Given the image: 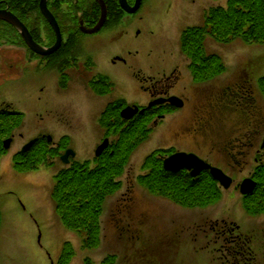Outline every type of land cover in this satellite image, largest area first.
Segmentation results:
<instances>
[{
    "label": "rangeland",
    "instance_id": "1",
    "mask_svg": "<svg viewBox=\"0 0 264 264\" xmlns=\"http://www.w3.org/2000/svg\"><path fill=\"white\" fill-rule=\"evenodd\" d=\"M187 1L192 6L185 12L178 0H172L169 5L166 0H149L138 14L124 15L118 25L82 40L86 44L82 51L93 60L87 66L95 67L88 72L87 78L93 80L104 75L111 82L112 90L105 96L97 97L93 93L91 97L82 81L76 78L70 84L72 91L70 87L68 89L71 91L69 98L61 101L56 93L58 79L51 78V84L45 72L38 75L29 70L28 65L21 68L19 82L0 78V107L12 104L25 114L24 125L15 135L11 151L3 154L0 160V264H53L68 242L76 251L74 264H86V258L92 264H105L110 255L119 257L118 264H235L233 257L223 249L230 248L228 242L238 237L249 244L255 256L246 263L264 264V216H249L243 206V197L235 188L222 191L223 197L215 206L191 209L148 193L137 181L147 157L158 150L196 153L226 169V173H233L235 187L250 178L255 167L253 156L247 158V165L241 168L239 162L225 155L227 149L223 145L230 143L228 139L237 138L240 130L235 116L227 109L221 111L224 113L221 117H205L200 124L201 127L205 124L203 134H193L187 128L184 132L181 128L191 126L192 120L197 118L193 107L194 86L188 62L179 48L180 39L187 29L203 26L207 6H214L201 4L203 0ZM226 3L227 0H219L215 4L224 6ZM167 12L179 17L175 26L170 27L169 22L163 26L170 32L168 34L159 28L162 16ZM205 39L206 52L220 55L226 64L228 74L218 80L220 83L227 80L229 74H235L234 58L239 63H248L255 84L258 78L264 77V43L235 39L229 44H220L211 36ZM169 48L176 58L170 56ZM113 58L121 60L113 64ZM177 68L185 78L180 91L189 96L190 104L157 126L144 144L133 152L121 179L122 190L106 200L100 248L85 250V234L79 235L62 226L50 198L56 182L54 178L64 164L58 161L54 167L18 174L12 157L15 150H21L25 142L39 135L47 134L55 141L69 137L76 160L93 164L103 132L108 135L98 122L104 110L124 101L130 106H145L148 98L141 87L144 80L155 79ZM197 104L203 103L197 101L194 106ZM262 120L254 127L261 135L264 133V118ZM262 141H255L257 148ZM256 151L258 149L254 148L251 155H256ZM211 223L219 224L221 230L223 224H230L239 231L228 239L222 237L226 230L217 233L205 228Z\"/></svg>",
    "mask_w": 264,
    "mask_h": 264
},
{
    "label": "trees",
    "instance_id": "2",
    "mask_svg": "<svg viewBox=\"0 0 264 264\" xmlns=\"http://www.w3.org/2000/svg\"><path fill=\"white\" fill-rule=\"evenodd\" d=\"M218 1V0H215ZM228 7L213 8L206 15L202 27L188 29L183 35L182 51L193 63L190 67L195 81L208 82L222 74L225 65L216 55L206 56L204 44L206 36H211L218 43L228 44L232 40L242 38L248 42L264 43V0H228ZM111 15V14H110ZM206 53V54H205ZM259 90L264 96V77L259 80ZM96 93L108 94L111 90L108 83L101 82V86H93ZM122 107H111L101 118V122L109 136L114 131L119 136L113 143L112 149L96 158L93 166L89 163L73 162L68 168L59 171L55 177L56 184L52 189L51 199L55 203L56 215L69 230L85 234L84 247L95 250L101 244L102 225L100 224L106 200L122 190L121 179L124 176L133 152L140 147L151 134L148 126L152 125L159 114L147 109L144 115L136 117L134 122L121 123L119 114ZM173 110V109H172ZM169 112V111H168ZM167 112V113H168ZM163 113V112H162ZM118 118L119 124H108L110 119ZM24 119L23 114H16L4 118L0 113V159L6 150L3 140L10 136L15 128H19ZM109 121V122H108ZM148 128V129H147ZM113 133V135H114ZM223 145L226 154L234 158L244 156L248 147L255 145L256 140L244 139ZM62 149L66 144L62 143ZM47 147L34 150L31 153L18 155L14 158L15 168L20 173H33L41 166H52L55 158H46ZM171 152L161 151L147 157L143 165V173L138 176V184L148 193L163 197L180 207L206 209L215 206L221 200L222 190L209 172L197 178L187 171L178 173L164 170L163 159ZM246 154V153H245ZM255 167L251 175L257 187L251 194L244 197L243 206L249 216H264V154L256 157ZM1 162V161H0ZM212 232L225 231L222 237L234 236L238 229L231 225L216 223L207 225ZM229 227V229H228ZM231 227V228H230ZM236 236V235H235ZM226 238L224 240L226 241ZM248 239V237L245 236ZM240 237L228 242L230 248L225 250L233 257L235 264H247L248 259H254V253L249 244ZM61 264H70L73 248L65 246ZM115 258L108 259L105 264H113ZM87 264H92L87 262Z\"/></svg>",
    "mask_w": 264,
    "mask_h": 264
},
{
    "label": "flooded vegetation",
    "instance_id": "3",
    "mask_svg": "<svg viewBox=\"0 0 264 264\" xmlns=\"http://www.w3.org/2000/svg\"><path fill=\"white\" fill-rule=\"evenodd\" d=\"M166 1L168 2V5L172 3V0ZM178 1L180 2V7H183L185 12L187 11V7L190 9L192 6L187 0ZM42 2L43 0H0V12L10 13L16 18L18 17V19L25 24L36 44L41 46L44 50L49 51L56 46L57 34L55 33L52 23H49L45 14L42 12ZM205 2L206 1L203 0L201 4H205ZM137 4L138 0H48L46 2V8L48 12H51L54 16L55 21L58 23L60 34L62 35L61 46H59L57 51L52 52V54H39L35 52L30 46L24 43L18 31L11 24L0 20V78L14 79V81H18L21 77V68L28 65V69L38 75L42 71L45 72L46 78L49 82H51V78L54 80H56V78L58 79L56 93H58L61 101H66L69 98V93L72 91V85L70 84H73L72 82H74L76 78L82 81L83 88L86 91H89V95L92 97L93 92L91 84L98 87L101 78H95L93 80L87 78L88 72L92 71L95 67L89 68L87 66V63H93V60L82 51V47L86 46V44H83L84 42H82V40H84L86 36H97V34L108 29V27L118 25L122 21L124 15H127V10L135 9ZM147 4H149V0H140L139 6H137L139 9L134 14L141 12ZM103 12H106L107 14V22L104 27L95 35L84 33L82 29L92 30L96 27L100 22ZM178 20L179 17L177 14L171 15L169 12L164 13L162 21L159 23V28L162 29L167 22H169V26L171 27ZM164 31L167 34L170 33L166 29H164ZM242 41L245 42V40ZM169 50L171 51L170 56L176 58L175 52L170 48ZM211 55H216L222 60L221 56L216 53L206 54L207 57H211ZM86 57L88 60H86ZM112 60V63L116 64L121 58H113ZM232 60H234L233 66L235 67V74H229V77H227L228 79L224 80L223 83H220L218 80L228 74V72H226L227 68H224L221 76L200 84L195 81L194 75L192 76V84L194 86L193 96L195 99L193 104L197 101H202L203 103L200 105L201 107H197L199 113L196 115L197 120H194L193 128L196 130L197 135L203 134L202 131L205 124H203L202 127L200 124L205 120V116L207 119H213V115L216 116V114L219 113V116L221 117L224 114L221 113V111L225 108L227 110H232L231 113L238 119V128H240V130L237 131V136L241 135L247 141L264 139V133L261 135L258 131H254V127H258L259 123L263 121L264 104L261 102V97H257V94L255 93V82H253L252 75L249 74L248 63H245L246 61L239 63L236 58ZM181 61L185 62L183 60ZM83 65L85 67H82ZM101 77L108 80V77L104 75ZM138 79L142 84L143 82L141 81L140 76H138ZM144 81L145 83H143L141 87L142 91L147 95L148 102L145 103V106L138 107L139 109L144 110L146 107L148 108L150 105H153L150 110L159 112L156 117L158 120L165 122L167 118L169 116L171 117L176 111H171L175 108H173V105L168 102L170 98L179 97L182 99L184 107L190 104L189 96L180 91L185 82V78L179 71V68L166 73V75L155 79L148 78ZM69 87L71 90L70 92L68 90ZM61 92H67V94L61 95ZM97 97L102 96L99 94ZM203 100L206 102L204 103ZM122 104V111H120L119 114L121 123L134 122L136 117H138V114L134 115V117L132 116L130 119L122 118L121 115L124 109L134 107L135 105L130 106L125 101ZM198 105L199 104H197V106ZM168 111H171V113L168 114ZM202 112L204 113V116L201 114ZM0 113L4 118H7V116L21 114L22 112H19L12 104H9L0 107ZM109 121V125L119 124V122H117L119 121L117 117L112 118ZM98 122L103 126L101 117ZM57 124L63 123L57 122ZM159 124L160 123L158 122L156 126ZM19 126L20 129L23 127V121ZM19 128H15V130L11 132V138H6L7 140L13 139L9 146L10 151ZM114 131H117V127H115ZM114 131H112V136L107 138L104 133L105 131L103 132L104 136L95 149V154H97V149L101 147V144L105 140H109L110 147L102 153H107L112 149L113 143L119 137L116 136ZM51 137L52 136L46 134L44 136L39 135L33 138L38 139L37 142L32 149L24 154L47 147V158L63 156L71 147L69 146L70 138L67 137L61 140L64 141L67 146L66 149H62L61 141H55L53 137L52 140L49 141ZM227 142H235V139L230 138ZM27 143L28 141L22 145L21 150H15L14 157L22 154L23 147ZM251 147L253 146L251 145Z\"/></svg>",
    "mask_w": 264,
    "mask_h": 264
},
{
    "label": "water",
    "instance_id": "4",
    "mask_svg": "<svg viewBox=\"0 0 264 264\" xmlns=\"http://www.w3.org/2000/svg\"><path fill=\"white\" fill-rule=\"evenodd\" d=\"M47 1L48 0H43V2H42V12L45 14L49 23H52L53 28L55 30V33L57 34L56 46L54 48H52V50H49V51L44 50L41 46H38L34 42L32 35H30L26 26L24 24H22L18 18H16L15 16H13L10 13L0 12V20H2L4 22L6 21L7 23L14 26L19 31L20 35H22L25 43L28 46H30L35 52H37L39 54H52V52H55L59 49V46H61L60 43L62 41V35L60 34L58 23L55 21L52 13L48 12V10L46 8V2ZM139 3H140V0H138L137 6H139ZM137 6L135 9L127 10V13L128 14L129 13L130 14L136 13L139 9ZM106 17H107L106 12H103L99 24L96 25V27L93 30L82 29V31L84 33H88V34H96L105 25V23L107 21ZM169 101L176 108H182L183 107V102L180 99L178 100L177 98H173V99H170ZM139 111H140V109H138L137 107H135L134 109L127 108L123 112L122 118L130 119V118H132V116L134 117V115L136 113H138ZM11 141H7L5 143L6 149L9 148ZM32 145H33V143L29 144L24 151L28 150L29 147H31ZM108 146H109L108 141H105L102 144L101 148L98 149L96 156L100 157V155L102 154V151L107 149ZM262 148H264V142H263ZM70 155L72 157H75V154L73 151H68V153L63 157L64 163H66V164L69 163ZM163 165L165 167V170L168 172H170V171L180 172L182 170H187L188 172H191V175L194 177L200 176L201 173L204 171H210V174H212L213 178L215 180H217L226 190H228V188H230L232 186L233 181L228 175L223 173L220 169H218L216 167L215 168L212 167L210 164L201 160L195 154L190 155V154H186V153H181V154L172 155V156H170V158H168L164 161ZM255 187H256V183H254V181L252 179H250V180H245L242 183V185L240 186V188H241L240 190H241V193L243 195H248V194H251L252 191H254ZM0 221H1V217H0Z\"/></svg>",
    "mask_w": 264,
    "mask_h": 264
}]
</instances>
